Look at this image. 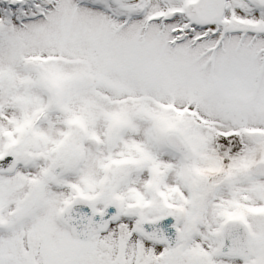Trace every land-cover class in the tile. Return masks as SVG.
Returning <instances> with one entry per match:
<instances>
[{"label": "snow or ice", "instance_id": "6c2138e0", "mask_svg": "<svg viewBox=\"0 0 264 264\" xmlns=\"http://www.w3.org/2000/svg\"><path fill=\"white\" fill-rule=\"evenodd\" d=\"M0 264H264V0H0Z\"/></svg>", "mask_w": 264, "mask_h": 264}]
</instances>
